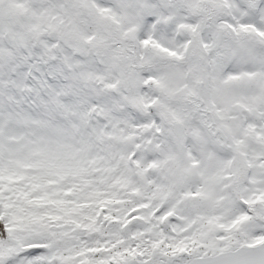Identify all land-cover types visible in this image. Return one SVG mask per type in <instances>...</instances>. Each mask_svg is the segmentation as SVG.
Returning <instances> with one entry per match:
<instances>
[{"label": "snow or ice", "instance_id": "obj_1", "mask_svg": "<svg viewBox=\"0 0 264 264\" xmlns=\"http://www.w3.org/2000/svg\"><path fill=\"white\" fill-rule=\"evenodd\" d=\"M0 264H264V0H0Z\"/></svg>", "mask_w": 264, "mask_h": 264}]
</instances>
